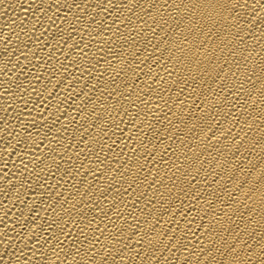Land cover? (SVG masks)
Masks as SVG:
<instances>
[{
    "label": "bare ground",
    "instance_id": "obj_1",
    "mask_svg": "<svg viewBox=\"0 0 264 264\" xmlns=\"http://www.w3.org/2000/svg\"><path fill=\"white\" fill-rule=\"evenodd\" d=\"M0 264H264V0H0Z\"/></svg>",
    "mask_w": 264,
    "mask_h": 264
}]
</instances>
